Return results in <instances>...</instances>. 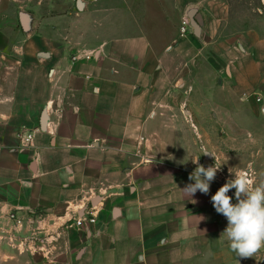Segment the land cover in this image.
I'll return each instance as SVG.
<instances>
[{"label":"crops","instance_id":"0c3cea01","mask_svg":"<svg viewBox=\"0 0 264 264\" xmlns=\"http://www.w3.org/2000/svg\"><path fill=\"white\" fill-rule=\"evenodd\" d=\"M132 1L0 0V264H264V248L230 250L211 184L191 199L181 190L192 160L224 158L212 124L235 144L255 134L242 135L243 116L264 126L254 35L241 52L212 49L217 29L194 0L138 1L147 21L171 19L167 34H110ZM12 9L27 10L26 28L19 13L6 30ZM87 204L97 220L78 225Z\"/></svg>","mask_w":264,"mask_h":264},{"label":"rangeland","instance_id":"374dc122","mask_svg":"<svg viewBox=\"0 0 264 264\" xmlns=\"http://www.w3.org/2000/svg\"><path fill=\"white\" fill-rule=\"evenodd\" d=\"M83 1V0H82ZM95 1V0H84ZM120 1V0H118ZM135 6L132 9H127V13H123L116 19L120 18L121 22L117 23L116 32H111L114 35H133L137 34L140 27H148L150 33L154 31L163 30L164 34L172 29L171 19L165 23H155L154 20L147 21L144 16V8L141 0H134ZM132 1V2H134ZM76 0L73 2L75 6ZM194 6L198 7L202 12V17L209 25H214V29H217L215 37L211 36L210 45L221 52H225L226 49L232 47L237 52L244 50L243 42L246 43L245 38L248 35H254L253 39L256 40L252 45L247 44V47L259 48L260 60L264 62V0H194ZM67 12L69 7L65 8ZM122 10V9H121ZM155 10V11H154ZM153 12H160V9H154ZM19 13L27 14L26 9H12L10 16L13 17V21L10 20L6 24V30L12 32L20 29ZM155 14V13H154ZM170 18V16H168ZM108 24V23H107ZM99 25L97 32H106L105 29L108 25ZM174 24L177 28H181V20L176 21ZM69 26V24H67ZM99 34V33H98ZM109 34V35H110ZM202 36V35H201ZM216 50L217 52H219ZM213 53V51H212ZM221 55V54H219ZM264 76V74H263ZM244 114V113H243ZM261 114V113H260ZM245 115V114H244ZM253 116L256 119H264L262 114L254 113ZM213 123V120H211ZM264 123V120H262ZM258 123L251 119V117L243 116L241 124L242 135L249 131L255 132V134H248V139L243 138L242 142L235 144L236 136L230 128L227 129L228 134L224 133L222 129L214 131V125L212 124V147L222 149L224 158L219 160V157H205L201 154V161L209 165L214 163L221 165L220 170L217 172L216 178L210 184L213 191L216 192L221 186H223L228 180L233 179L234 175L247 176L252 181V186L259 185L264 182V126L257 128ZM245 139V140H244ZM219 147V148H218ZM226 154V155H225ZM251 160V162H249ZM239 167L232 168L231 166ZM253 165V166H252ZM229 169L232 173L229 172ZM232 197V202L235 203V189L230 190L228 193ZM98 203H96L97 205ZM95 205V206H96ZM263 249V248H262ZM261 249V250H262ZM260 250V252H261Z\"/></svg>","mask_w":264,"mask_h":264},{"label":"clouds","instance_id":"9594fccd","mask_svg":"<svg viewBox=\"0 0 264 264\" xmlns=\"http://www.w3.org/2000/svg\"><path fill=\"white\" fill-rule=\"evenodd\" d=\"M203 154L216 157L205 151ZM199 157L192 160L196 168L189 174V183L181 189L191 199L197 191L208 194L210 183L215 180L221 165L214 163L208 167L198 163ZM229 172L232 173L229 169ZM235 189V200L228 195ZM195 203V200H192ZM211 202L218 214L227 220V227L221 233L229 242V248L241 259L254 257L264 248V182L252 186L247 176L234 175L211 197Z\"/></svg>","mask_w":264,"mask_h":264},{"label":"built area","instance_id":"2783aa9c","mask_svg":"<svg viewBox=\"0 0 264 264\" xmlns=\"http://www.w3.org/2000/svg\"><path fill=\"white\" fill-rule=\"evenodd\" d=\"M186 29L183 28V32H185ZM85 213L83 216L79 217L76 220V223L78 225H83L84 223H94L97 220V217L99 215V208L95 205L87 204V206L83 207ZM10 219L17 222V225H20L22 223V219L17 215L15 212H11L9 215Z\"/></svg>","mask_w":264,"mask_h":264},{"label":"water","instance_id":"95a60500","mask_svg":"<svg viewBox=\"0 0 264 264\" xmlns=\"http://www.w3.org/2000/svg\"><path fill=\"white\" fill-rule=\"evenodd\" d=\"M79 4H80V6H82L81 1H79ZM22 20H23L24 27L26 28L27 27V16L25 14H23ZM201 25H202V21H201L200 16H196V18L193 20V26L195 28L196 34H199ZM46 121H47V113L44 110L42 115H41V126H42V128L45 127ZM208 156H210V155H208ZM97 200H98V198H95L93 200V204L96 203Z\"/></svg>","mask_w":264,"mask_h":264}]
</instances>
